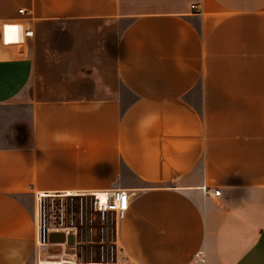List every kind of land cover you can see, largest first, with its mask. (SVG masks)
<instances>
[{
	"label": "crops",
	"instance_id": "obj_1",
	"mask_svg": "<svg viewBox=\"0 0 264 264\" xmlns=\"http://www.w3.org/2000/svg\"><path fill=\"white\" fill-rule=\"evenodd\" d=\"M112 188L111 264H264V0H0V264H82L36 196Z\"/></svg>",
	"mask_w": 264,
	"mask_h": 264
},
{
	"label": "built area",
	"instance_id": "obj_2",
	"mask_svg": "<svg viewBox=\"0 0 264 264\" xmlns=\"http://www.w3.org/2000/svg\"><path fill=\"white\" fill-rule=\"evenodd\" d=\"M203 189L214 195L221 194L220 188L211 191L209 187L203 186ZM103 194L104 199L96 192L38 193L34 213L37 245L41 247L49 244L52 242L50 240L52 233L63 232L66 239L58 242L63 251L71 250L78 258V249L81 248L83 251L86 245V249L90 247L91 255L96 251L101 254L99 261L91 257L92 259L88 261L65 259L66 262L82 264L116 262L122 250L119 243L120 223L126 216L136 193L124 188H112L103 190ZM69 236L73 237L72 242L69 241ZM194 259L196 262L204 263L206 254L198 251L194 254Z\"/></svg>",
	"mask_w": 264,
	"mask_h": 264
},
{
	"label": "rangeland",
	"instance_id": "obj_3",
	"mask_svg": "<svg viewBox=\"0 0 264 264\" xmlns=\"http://www.w3.org/2000/svg\"><path fill=\"white\" fill-rule=\"evenodd\" d=\"M82 244V243H81ZM80 244V245H81ZM83 245H85V242H83ZM85 247H86V245H85ZM84 247V249H83V251L81 250V248L80 249H78V255H79V257L77 258L76 256L74 257V259H76V260H78V261H82V260H85V261H88V259H94V260H96V261H99L100 259H101V254H100V252H98V251H96V252H94L92 255L90 254V252H89V249H90V247L88 248V249H86ZM88 247V246H87ZM95 249H97V248H95ZM81 257L83 258V259H81ZM92 257V258H91ZM108 259V258H107Z\"/></svg>",
	"mask_w": 264,
	"mask_h": 264
},
{
	"label": "water",
	"instance_id": "obj_4",
	"mask_svg": "<svg viewBox=\"0 0 264 264\" xmlns=\"http://www.w3.org/2000/svg\"><path fill=\"white\" fill-rule=\"evenodd\" d=\"M66 239V236L63 232H54L51 234V237H50V240L51 241H65ZM69 241H73V237L72 236H69L68 237Z\"/></svg>",
	"mask_w": 264,
	"mask_h": 264
},
{
	"label": "bare ground",
	"instance_id": "obj_5",
	"mask_svg": "<svg viewBox=\"0 0 264 264\" xmlns=\"http://www.w3.org/2000/svg\"><path fill=\"white\" fill-rule=\"evenodd\" d=\"M96 193H98V195L100 197H102L103 199L105 198V195L103 194V191H97ZM40 263L41 264H60V261L57 260V259H43ZM104 264H107V263L104 262Z\"/></svg>",
	"mask_w": 264,
	"mask_h": 264
}]
</instances>
